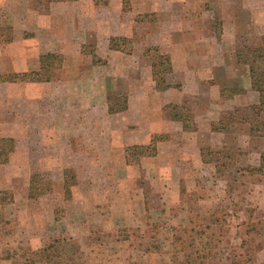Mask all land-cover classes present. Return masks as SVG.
Segmentation results:
<instances>
[{"label":"rangeland","instance_id":"rangeland-1","mask_svg":"<svg viewBox=\"0 0 264 264\" xmlns=\"http://www.w3.org/2000/svg\"><path fill=\"white\" fill-rule=\"evenodd\" d=\"M178 4L0 0V76L11 80L0 81V136L14 144L12 152H0V189L9 198L1 209L0 264H264V106L242 107L213 124L221 128L244 121L230 125L222 145L201 149L204 165H183L197 177L186 179L188 191L178 195L153 176V169L158 173L164 167L151 163L155 141L127 147L125 167L117 170L114 163H87L82 154L64 157L63 187L61 174L54 173L61 167L49 160L59 156L45 151L55 134L66 139L75 125L80 138L99 136L98 125L106 133L100 139L113 142L117 126L130 127L139 119L141 104L125 112L131 90H138V102L161 87L160 78L179 87L165 76L161 56H167V47L207 32L181 31L183 18L169 15L179 12ZM211 10L207 6L203 12ZM184 20L196 28L210 25L219 35L217 18L191 13ZM241 38L223 56L229 61L239 48L236 57L245 61L258 46L262 58L255 67L264 72L259 36ZM160 39L168 46H160ZM47 54L55 58L42 70L40 57ZM227 77L221 76V92L230 95ZM103 103L107 118L100 114ZM191 108L177 110L188 129L193 128ZM121 112L116 125L111 115ZM132 188L142 193H131ZM138 195L147 199L149 212L142 206L135 219L120 221L137 209ZM177 218H184V227H174Z\"/></svg>","mask_w":264,"mask_h":264},{"label":"crops","instance_id":"crops-1","mask_svg":"<svg viewBox=\"0 0 264 264\" xmlns=\"http://www.w3.org/2000/svg\"><path fill=\"white\" fill-rule=\"evenodd\" d=\"M178 1L180 2L178 4L179 12H170L169 15L183 18L182 23H179L181 27L179 29L181 31L201 29L202 32H207L206 36L193 39L192 42L184 43L182 41L174 46L167 47L169 52L167 51L165 54L170 59L171 73L165 76L169 77L179 87H171L160 91L155 86L153 92L147 93L146 96L143 94V96H140L141 101L139 100L138 102V90H131L127 95L128 100L125 112L133 113L137 108L135 106L141 104L140 107L142 108H138V111H136L139 114V119L137 122L132 123L130 127L127 125L123 127L122 125L117 126L115 133L112 134V138H114L113 142H107L106 138L104 139L105 142L100 139L102 135L106 137V133H101V129L99 130L101 127L98 125L94 129H98L100 135L91 139L80 138L78 131L81 129L77 128V125L73 126V128H68L69 135L66 139H61L55 134L57 138L55 137L53 141H49V145L47 146L44 144L47 148L45 151L57 153L59 156L58 159L54 155L50 156L49 160L52 159L50 161H52L53 167L60 166V162L63 163L64 157L70 156L72 158V156L82 154L85 156L87 163H114L117 166V170L125 167L123 162L125 163L127 147L137 144L147 146L151 145L152 141H155L156 153L153 158H150L152 160L151 163L156 165V163L163 162L164 167L161 172L157 168L158 173L153 169L155 173L153 176H158L166 181L167 188H171V195H178L182 190L188 191L185 185L186 179L197 177L196 172L192 168L185 169L186 167L183 168V165H190V161L195 167L198 164L204 165L205 161L202 158L201 149L203 147L214 148L222 145L223 142L221 140L225 139L223 138L225 137V133L230 131V125L232 126L236 123V125H241L244 121L243 119L241 123L235 121L229 123L227 127L223 125L221 128H215L213 124L219 122L223 114H230V112L235 110H241L242 107L247 108L259 104L260 95L252 88L248 63L238 60L236 57V52L239 48L237 51L234 50L235 58L234 56H229V61L226 60L223 54L230 52L232 50L230 46L236 42H240L242 36L252 34L259 36L258 42L260 46L264 47L262 38L264 36V0ZM169 2H172V0H169ZM223 3L228 6L224 8L225 4L223 5ZM207 6L212 10L203 12ZM191 13L199 16L201 19H206V17L219 19L221 24L219 25L220 32L218 37L214 36L215 32L210 25L196 28L192 22L184 20L187 14ZM160 40L158 41L161 43L160 46H168L166 44L168 41L165 39L164 41L163 39ZM234 48L236 49V46ZM254 49L259 48L257 46ZM132 66L134 69V64ZM220 75L224 78L225 76L230 78V81L227 82L231 84L229 87L233 89L230 95H225L221 92V84L225 82L221 80ZM152 83L155 84L156 81H152ZM166 83H168L167 80ZM145 99L148 101V105L144 102ZM100 104L102 106V102ZM103 104L105 106L99 108L100 114L107 118L109 117L107 104ZM182 105L192 107V129L186 127L187 122L182 118L183 114H177V110H180ZM175 107L176 109L173 110ZM125 112L111 116H115L118 122V119L123 117ZM118 124L119 122L116 125ZM71 133L74 135L73 137ZM154 137H160V139L155 140ZM90 146L97 148L95 151L98 153L93 152ZM182 159L186 161L183 162L184 160ZM58 160L59 164L56 165ZM63 169H65V166L54 171V173L61 174L62 180L60 185L62 187L64 185ZM131 177L134 176L131 175ZM127 190L129 191L130 189ZM141 190H134L132 188L130 192L142 193ZM136 199L137 209L131 213L121 215L120 221L130 218L135 219L132 218L135 216L134 212L138 215L141 212L142 206L144 212H149V206L146 204L147 199L140 198L139 195ZM181 213L184 214L183 211ZM111 219L115 220V218ZM183 220L184 218L182 220L177 218L174 227H178L179 225L184 227ZM122 226L129 227L128 225ZM171 237H173V234Z\"/></svg>","mask_w":264,"mask_h":264},{"label":"trees","instance_id":"trees-1","mask_svg":"<svg viewBox=\"0 0 264 264\" xmlns=\"http://www.w3.org/2000/svg\"><path fill=\"white\" fill-rule=\"evenodd\" d=\"M250 55V58H247L245 61L248 63L249 70H250V76L252 81V88L253 90L257 91L260 95V100L258 106H251V108H259L264 106V72L257 73L255 64L257 58H262V51L260 49H253L248 52ZM55 58L53 54H47L45 56L40 57V69L47 70L50 68V65L48 64V60ZM161 58L164 60V63H166V68L164 70V74L168 75L171 73V63L170 59L167 56H161ZM156 68L155 65H153V70ZM154 75V73H153ZM156 75V74H155ZM1 82H11V80L7 79L6 76H0ZM161 87H157V90L163 91L171 88V86L166 83V80L164 78L160 79ZM8 147L7 149L5 148ZM13 141L9 138H4L0 136V152H12L13 151ZM264 159V156H261V160ZM32 189V188H31ZM9 202V198L7 194L0 189V224L2 223V215H1V209L5 205H7ZM209 229L208 227H205ZM175 240H178V237L175 235ZM50 247V246H49ZM201 258V257H200ZM204 258V257H203ZM248 264L254 263V261H247ZM73 264H83V263H73Z\"/></svg>","mask_w":264,"mask_h":264}]
</instances>
